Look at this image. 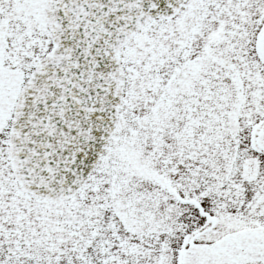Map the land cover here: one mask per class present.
<instances>
[{"label":"snow or ice","instance_id":"obj_1","mask_svg":"<svg viewBox=\"0 0 264 264\" xmlns=\"http://www.w3.org/2000/svg\"><path fill=\"white\" fill-rule=\"evenodd\" d=\"M0 264H264V0H0Z\"/></svg>","mask_w":264,"mask_h":264}]
</instances>
